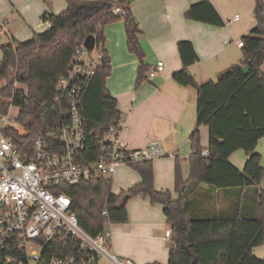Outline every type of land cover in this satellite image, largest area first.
<instances>
[{
	"label": "trees",
	"instance_id": "trees-1",
	"mask_svg": "<svg viewBox=\"0 0 264 264\" xmlns=\"http://www.w3.org/2000/svg\"><path fill=\"white\" fill-rule=\"evenodd\" d=\"M64 1L65 10L42 16L43 21L50 24L46 30L33 33L27 41L12 38L0 45V114L8 110V102L4 99L13 96V104L19 107L16 121L22 129L20 132L8 126L4 135L21 152L30 153L32 138L54 123L60 110L54 102L56 83L65 72L74 48L87 35H93L97 46L103 48V27L121 18L127 49L139 59L136 84L147 77L148 66L139 40L141 30L131 10L133 0ZM261 3V0L255 2V26L241 38V62L220 73L216 81L197 84L188 70V66L197 61L193 46L189 41L177 44L182 68L174 73L173 79L182 86L194 87L197 102L188 178L181 177L178 166L175 169L177 199H173L168 190L154 188L152 161L130 166L139 174L140 182L119 195L111 192L112 182L104 177L62 186L61 190L72 198L71 210L80 226L91 236L103 233L106 228L103 210L111 224L125 223L127 200L144 195L163 206L170 225L167 264H264V257L258 258L252 253V248L264 240V167L255 151L257 141L264 136V15ZM114 7H121L125 13L113 14ZM184 15L187 19L215 26L224 24L208 0L191 5ZM103 52L104 65L81 100L86 151L92 152L87 160L96 155L97 138L121 117L116 100L105 88L110 60L104 48ZM243 66L248 68L246 73ZM15 82L26 90L14 88ZM200 125H206L209 130L207 157L201 155ZM237 149L247 155L242 170L228 160ZM196 183L205 184L210 190L256 187L255 216L246 217L241 213L225 218L193 216L189 213L187 199L191 186ZM53 245L54 242L44 249L38 264H48L49 257L54 254Z\"/></svg>",
	"mask_w": 264,
	"mask_h": 264
},
{
	"label": "crops",
	"instance_id": "crops-1",
	"mask_svg": "<svg viewBox=\"0 0 264 264\" xmlns=\"http://www.w3.org/2000/svg\"><path fill=\"white\" fill-rule=\"evenodd\" d=\"M199 1L133 0L131 10L141 30L139 40L148 66L147 77L139 84H136L139 59L127 49L124 21L117 18L103 27V48L110 60L105 88L125 119L123 138L130 148H141L156 141L168 153L152 160L153 186L157 191H170L173 199L178 198L174 190L176 166L183 179L189 175V158L193 152L191 135L196 128L197 110L196 89L173 79L174 73L182 68L177 44L179 41L192 44L197 61L188 70L197 84L216 81L220 73L241 62L243 55L237 41L256 24V0H208L224 22L222 26L185 17V11ZM66 7L64 0H0V33L6 29L7 16L11 15L15 32L7 29L6 37L27 41L33 33L48 28L42 19L45 13L57 14ZM160 60L164 63L162 71L150 76L149 72ZM198 132L202 150L207 149L208 127L200 125ZM255 151L264 167V136L257 141ZM228 160L242 170L247 155L237 149ZM111 182V192L119 195L139 183L140 176L132 167L120 166ZM255 199L254 186L210 190L205 184L196 183L188 193L187 207L193 216L203 218L232 217L236 213L253 217ZM126 209L127 221L111 225L112 251L135 264H167L170 240L166 233H171V229L163 206L148 196L137 195L127 200ZM252 253L258 258L264 257V240L252 248Z\"/></svg>",
	"mask_w": 264,
	"mask_h": 264
},
{
	"label": "built area",
	"instance_id": "built-area-1",
	"mask_svg": "<svg viewBox=\"0 0 264 264\" xmlns=\"http://www.w3.org/2000/svg\"><path fill=\"white\" fill-rule=\"evenodd\" d=\"M264 2V0H263ZM113 14L125 10L114 7ZM49 27V23L47 22ZM242 46V41H237ZM158 61L150 76L162 71ZM104 65V52L95 43L88 50L83 42L74 48L63 75L56 83L54 102L60 106L54 123L38 132L30 153L21 152L4 135L8 113L0 114V264H38L42 252L53 245L48 264H135L112 251V230L106 211L103 233L91 236L71 210L72 198L61 188L82 180L104 177L112 180L118 167L152 161L168 153L156 141L141 148H130L123 138L125 119L121 118L97 138L98 149L86 151L81 100L95 74ZM207 157L208 149L201 151ZM170 232L166 238L170 239ZM61 253V254H60Z\"/></svg>",
	"mask_w": 264,
	"mask_h": 264
},
{
	"label": "rangeland",
	"instance_id": "rangeland-1",
	"mask_svg": "<svg viewBox=\"0 0 264 264\" xmlns=\"http://www.w3.org/2000/svg\"><path fill=\"white\" fill-rule=\"evenodd\" d=\"M51 5H52V2L50 1L49 6H51ZM12 28L13 27H11V15H8L7 19H6V29H4V31H2V33H0V45L10 41L9 37H6V30L8 29L10 31V33L14 34L15 31ZM43 28L44 27L40 28L39 30H42ZM18 34H20V33H18ZM0 83H2V81ZM15 87L23 88L24 86H22L21 84L15 82L14 83V88ZM24 90H26V87H24ZM4 100L7 101V98L4 99ZM8 109H9V107H8ZM18 112H19V107L17 105H15V104H12V106L10 108V111L8 113L9 120L7 121L6 125L7 126H11L13 128H16V129H18L21 132L22 129L19 126V124L17 123V121H16V118L18 116ZM0 124H1V121H0ZM246 214L247 213H245V215ZM97 264H107V263L105 262L104 258H100V260L98 261Z\"/></svg>",
	"mask_w": 264,
	"mask_h": 264
},
{
	"label": "water",
	"instance_id": "water-1",
	"mask_svg": "<svg viewBox=\"0 0 264 264\" xmlns=\"http://www.w3.org/2000/svg\"><path fill=\"white\" fill-rule=\"evenodd\" d=\"M83 45L89 50L93 49L95 45V37L93 35H87L85 39L83 40ZM242 70L244 73H246L248 70L247 66H243ZM123 198L125 199L126 196H124Z\"/></svg>",
	"mask_w": 264,
	"mask_h": 264
},
{
	"label": "bare ground",
	"instance_id": "bare-ground-1",
	"mask_svg": "<svg viewBox=\"0 0 264 264\" xmlns=\"http://www.w3.org/2000/svg\"><path fill=\"white\" fill-rule=\"evenodd\" d=\"M88 50H89V49H88ZM8 99H9V98H7V102H8ZM8 107H10V104H9V102H8ZM7 112H8V111H7ZM7 112H6V113H7ZM6 113H5V114H6ZM1 115H2V114H1Z\"/></svg>",
	"mask_w": 264,
	"mask_h": 264
}]
</instances>
